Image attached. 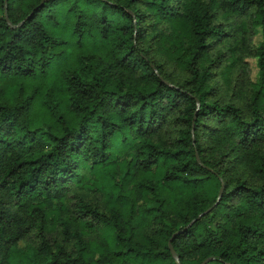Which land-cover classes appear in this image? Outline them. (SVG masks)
I'll use <instances>...</instances> for the list:
<instances>
[{"label": "trees", "instance_id": "16d2710c", "mask_svg": "<svg viewBox=\"0 0 264 264\" xmlns=\"http://www.w3.org/2000/svg\"><path fill=\"white\" fill-rule=\"evenodd\" d=\"M206 257L264 264V0H0V264Z\"/></svg>", "mask_w": 264, "mask_h": 264}, {"label": "rangeland", "instance_id": "374dc122", "mask_svg": "<svg viewBox=\"0 0 264 264\" xmlns=\"http://www.w3.org/2000/svg\"><path fill=\"white\" fill-rule=\"evenodd\" d=\"M252 36V40L254 43L258 42L260 36H259V32L256 31V32H252L251 34ZM244 63H245V69L247 71V74L248 76L251 78V79H255L256 76H257V67H256V63H255V57H252V56H247L244 58ZM25 84L27 86L28 89H32L34 87H37V89L42 93L46 87V82H45V78L43 77H35V78H32V79H28V80H25ZM57 90V89H56ZM40 112V109L37 110V113ZM87 194H95L93 191L91 190H86L85 191ZM72 201L69 203V206L68 207H71L72 206V203L74 200H76L75 197H71L70 198ZM69 213H72L73 215H75V213H73L72 211H68ZM50 235H58L57 231L53 230L52 229V233H50ZM34 241L36 240V237L35 235H33L31 237ZM21 243L23 244V242L21 241Z\"/></svg>", "mask_w": 264, "mask_h": 264}, {"label": "water", "instance_id": "95a60500", "mask_svg": "<svg viewBox=\"0 0 264 264\" xmlns=\"http://www.w3.org/2000/svg\"><path fill=\"white\" fill-rule=\"evenodd\" d=\"M223 189H224V184L223 183H221V185H220V187H219V190H218V194H217V197H216V201L220 198V196H221V194H222V192H223ZM215 201V202H216ZM214 202V203H215ZM214 204H212L211 206H209L208 208H206L205 210H203L202 212H200L199 214H198V216H201V215H203V214H205V213H207V212H209L210 211V209L212 208V206H213ZM195 220V218H192L184 227H187V226H189L190 224H192V222ZM172 235H174V234H172ZM171 238H172V236L169 238V240H168V245H169V248H170V251H171V253H172V255L174 256V258L179 262V257L177 256V254H176V252H175V250H174V248H173V245H172V243H171ZM209 259H211V257H206V258H204L201 262H200V264H205Z\"/></svg>", "mask_w": 264, "mask_h": 264}]
</instances>
